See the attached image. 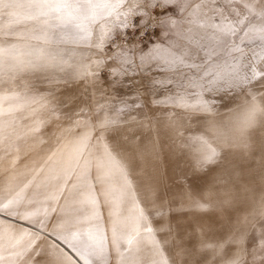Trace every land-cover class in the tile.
I'll return each instance as SVG.
<instances>
[{
	"label": "snow or ice",
	"instance_id": "1",
	"mask_svg": "<svg viewBox=\"0 0 264 264\" xmlns=\"http://www.w3.org/2000/svg\"><path fill=\"white\" fill-rule=\"evenodd\" d=\"M0 264H264V0H0Z\"/></svg>",
	"mask_w": 264,
	"mask_h": 264
},
{
	"label": "crops",
	"instance_id": "2",
	"mask_svg": "<svg viewBox=\"0 0 264 264\" xmlns=\"http://www.w3.org/2000/svg\"><path fill=\"white\" fill-rule=\"evenodd\" d=\"M258 192V191H257ZM259 195V192L257 193V196Z\"/></svg>",
	"mask_w": 264,
	"mask_h": 264
},
{
	"label": "rangeland",
	"instance_id": "3",
	"mask_svg": "<svg viewBox=\"0 0 264 264\" xmlns=\"http://www.w3.org/2000/svg\"><path fill=\"white\" fill-rule=\"evenodd\" d=\"M258 192H256L255 194L257 195Z\"/></svg>",
	"mask_w": 264,
	"mask_h": 264
}]
</instances>
